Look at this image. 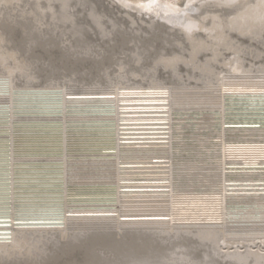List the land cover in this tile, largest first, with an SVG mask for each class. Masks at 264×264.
Masks as SVG:
<instances>
[{"label":"bare ground","instance_id":"1","mask_svg":"<svg viewBox=\"0 0 264 264\" xmlns=\"http://www.w3.org/2000/svg\"><path fill=\"white\" fill-rule=\"evenodd\" d=\"M145 2L157 19L153 41L199 28L189 12ZM240 2L230 13L264 26V0L213 6ZM19 26L0 25L24 49ZM209 30L222 32L218 21ZM38 45L50 60L32 57L44 82L0 72V264H218L216 249L264 260V75L249 74L239 57L221 82L112 83L117 55L108 46L77 76L98 87L73 89L47 80L87 56ZM28 237L40 238V250L18 254ZM176 244L186 254L166 258Z\"/></svg>","mask_w":264,"mask_h":264},{"label":"rangeland","instance_id":"2","mask_svg":"<svg viewBox=\"0 0 264 264\" xmlns=\"http://www.w3.org/2000/svg\"><path fill=\"white\" fill-rule=\"evenodd\" d=\"M126 1L128 6L119 0H0V25L3 21L17 23L20 25L19 35H27L26 47L20 49L12 44L11 39L0 27V72L11 69L15 71L16 79L27 83L44 82L45 79L38 75L33 67L32 60L35 56L44 63H50L45 49L38 45L40 41H44L52 46L50 51L54 55L59 54L62 47H68L87 56L77 63L80 68L68 71L67 68L61 67L58 74H51L47 80H67L65 83L73 89L88 85L98 87V84L78 85L77 76L78 73L85 74L90 71L94 59L99 58L108 46L115 48L117 55L115 69L113 72L107 71L112 83L140 79L161 81L168 75L174 76L178 81L193 84L204 81L221 82L222 77L230 72V60L239 57L249 74L264 75V26H249L236 15L237 13H230L231 10L239 11L242 2L219 8L213 6L217 0H141L147 1L146 4L157 7L156 9L168 10L169 13L189 12L188 19L199 23V28L192 30L190 34L183 32L182 27L178 28V33L163 30L160 33L161 39L153 41L152 36L157 34L155 14L142 7L139 0ZM216 17L218 20H215ZM235 18L238 23H231ZM215 21H218L222 28L220 36L209 32ZM123 34L127 36L126 45L120 43ZM190 35L193 36L192 39ZM200 41L203 46L198 47ZM55 44L58 45L54 46ZM40 53L44 54L43 59L38 57ZM234 54H237V57ZM131 66L136 67L131 70L133 78L129 74ZM50 68L53 67H46L51 71ZM104 69L106 70L105 66ZM108 84L107 82L104 85ZM39 243V237H28L23 248L17 253L34 254L40 250ZM185 249L184 245L176 244L166 258H171L172 254H186ZM10 252L13 253V250ZM215 252L219 257L218 264H264V260L258 263L256 258L246 255H242L246 259L239 258L240 256L229 258L226 254H220L218 249Z\"/></svg>","mask_w":264,"mask_h":264}]
</instances>
